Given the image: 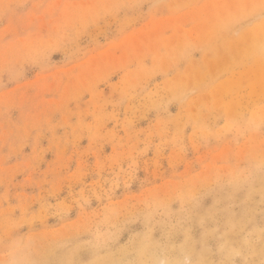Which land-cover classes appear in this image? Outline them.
Returning <instances> with one entry per match:
<instances>
[{
    "label": "rangeland",
    "instance_id": "rangeland-1",
    "mask_svg": "<svg viewBox=\"0 0 264 264\" xmlns=\"http://www.w3.org/2000/svg\"><path fill=\"white\" fill-rule=\"evenodd\" d=\"M0 264H264V0H0Z\"/></svg>",
    "mask_w": 264,
    "mask_h": 264
},
{
    "label": "bare ground",
    "instance_id": "bare-ground-1",
    "mask_svg": "<svg viewBox=\"0 0 264 264\" xmlns=\"http://www.w3.org/2000/svg\"><path fill=\"white\" fill-rule=\"evenodd\" d=\"M244 59H245V58H244ZM250 70H251V69H250ZM250 70H249V71H250ZM253 70H254V69H253ZM257 75H258V74H257ZM236 76H237V75H236ZM256 77H257V76H256ZM233 78H234V77H233ZM220 81H221V80H220ZM255 82H256V81H255ZM214 84H215V83H214ZM218 85H220V84H218ZM220 89H221V88H220ZM240 90H241V89H240ZM220 92H221V91H220ZM181 205H182V204H181ZM70 235H71V234H70Z\"/></svg>",
    "mask_w": 264,
    "mask_h": 264
}]
</instances>
